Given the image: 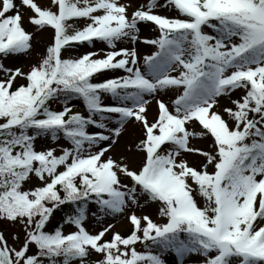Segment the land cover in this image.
<instances>
[{
  "label": "snow or ice",
  "instance_id": "6c2138e0",
  "mask_svg": "<svg viewBox=\"0 0 264 264\" xmlns=\"http://www.w3.org/2000/svg\"><path fill=\"white\" fill-rule=\"evenodd\" d=\"M167 253L264 264V0H0V264Z\"/></svg>",
  "mask_w": 264,
  "mask_h": 264
},
{
  "label": "rangeland",
  "instance_id": "374dc122",
  "mask_svg": "<svg viewBox=\"0 0 264 264\" xmlns=\"http://www.w3.org/2000/svg\"><path fill=\"white\" fill-rule=\"evenodd\" d=\"M145 0H132V3L133 5H138L140 3H144ZM159 14L161 15H173L172 12H166V11H163V10H160ZM27 17H25L26 19ZM84 22V21H83ZM80 25H83L80 24ZM141 30H140V36L141 37H147V38H151L153 36V33L148 29L146 28L144 25H141L140 26ZM42 42H46L47 38H46V35L44 37L41 38ZM103 47V45H101L100 43H97L96 44V48L94 49H89V48H80L78 49L76 52L74 53H69V52H66L67 56L68 55H79V54H82L83 52H86V51H95L96 49L98 48H101ZM152 51V49L148 46H144V45H141V44H137V52H138V55L139 56H143V55H148L150 54ZM36 57L35 56H32L28 59H25V58H20L18 60H16L14 63H9V62H5L6 64H8V66L10 67H22L23 69H27V65L29 63V61H35ZM17 83H20V81H17ZM79 110V107L77 106L76 108H74V111H78ZM125 139L126 140H133L135 139V135H134V129L129 127L128 128V131L126 132L125 134ZM63 143V142H61ZM123 143V142H122ZM38 148L40 147V144L38 142ZM44 146H55V145H49V144H45ZM194 146L196 147H204V145L202 143H199V142H196L194 143ZM57 151H59V149H57ZM116 151H121V147H118ZM115 158V157H114ZM190 159V158H189ZM138 162V160H137ZM27 187V185L25 186ZM154 219H156L155 216H153ZM106 223H113L112 220L108 219L105 221V224ZM86 227L87 229L92 232V231H97L99 230V225H97L96 223L93 222L92 219H89L87 222H86ZM68 227H65L64 228V231H68ZM115 230L116 231H119V232H123L124 230H126V226L124 225V221L123 219L119 220L118 222H115ZM8 231H18V229L16 230H12V229H9ZM8 231H6L5 235L8 234ZM199 260L198 258H195L194 256H189L187 258H185L183 264H197L199 263ZM164 261H165V264H177V259L175 256H168L167 258H164Z\"/></svg>",
  "mask_w": 264,
  "mask_h": 264
},
{
  "label": "trees",
  "instance_id": "16d2710c",
  "mask_svg": "<svg viewBox=\"0 0 264 264\" xmlns=\"http://www.w3.org/2000/svg\"><path fill=\"white\" fill-rule=\"evenodd\" d=\"M61 216H63V213L61 212H55L54 215H53V219H57L60 218Z\"/></svg>",
  "mask_w": 264,
  "mask_h": 264
}]
</instances>
